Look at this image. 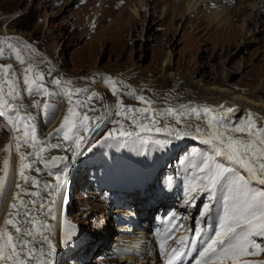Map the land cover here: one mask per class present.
<instances>
[{
  "label": "rangeland",
  "instance_id": "rangeland-1",
  "mask_svg": "<svg viewBox=\"0 0 264 264\" xmlns=\"http://www.w3.org/2000/svg\"><path fill=\"white\" fill-rule=\"evenodd\" d=\"M136 2L0 0V61L16 66L13 74L18 77L19 92L32 103L41 127L38 131V125H34V141L31 128L30 136L25 138L23 125L27 121L20 117L19 122L14 117L9 122L8 116L14 113L7 112L0 93V112L4 113L0 116V182L4 185L0 194V228L4 231L9 225L5 223L6 218L14 221V213L8 212L11 216H6L7 205L17 177L15 167L23 157L24 163L27 160L30 165L24 168V177H30L27 180L22 178L28 187L31 186L26 191L40 192L38 196L29 195L31 199L26 196L28 201H35L29 205L36 209L46 194L45 206L47 210L52 209L47 219L52 221V228L47 232L50 244H42L43 239L37 242H40L39 247L47 248L46 256L47 250L54 248L56 251V257L49 261L51 264H110L130 257L128 254L137 256L134 252L105 254V249H118L111 244L120 243L113 240L118 233L113 232L114 226H126L128 229L121 233L140 238L126 241L135 243L131 248L142 242L144 246L147 235L155 234L147 228L153 229L151 223L157 215H160V226L157 225L156 234L177 225L176 231L182 232L184 241L189 244L188 247L180 244L176 231L167 235L168 239H176L180 244L178 252L190 253L193 248L199 253L197 262L213 263L199 257L209 238L220 230L228 188L226 184L217 186L214 199L210 198L212 192L201 190L198 194L199 184L206 181H194L193 177L204 175L200 171L202 162L210 154L214 156L212 145L204 140L212 135L216 121H219L221 130L247 126L249 121L255 129L264 125V109L252 104L239 107L237 118L230 122L212 118L202 112L200 106L197 109L191 108L192 105L182 107L195 102L207 104L215 101L217 98L206 92L207 87L213 86L228 88L236 95L264 103V0H220L215 9L211 7L213 0H205L190 13L181 0H144L135 17L130 9ZM220 11L224 12L214 18ZM3 27L9 34L2 33ZM29 68L31 70L26 71ZM25 76L29 77L33 90L42 85L40 94H29ZM64 77L84 79L93 86L90 91L95 93L96 104L92 114L83 112L82 115L76 105L78 99L72 100L68 95L70 87L63 81ZM55 80L60 83H54ZM130 86H135L163 107L157 124L151 123V116L141 111L146 103ZM44 89L48 90L47 96L43 95ZM37 101L39 108L36 107ZM67 102L76 106L70 107L71 114L67 108L65 116L51 130L49 127L65 110ZM45 103L49 105L48 109H44ZM85 114L89 119L96 118L92 119L94 126L83 119ZM66 116L67 125L64 124ZM84 124L87 131L82 127ZM97 124L100 125L98 128L95 127ZM62 128L63 131H58ZM68 128L72 129L69 135L73 139L92 137L91 140H80V150L89 144L95 146L82 155L74 153L73 141L64 139V131ZM109 132L113 138L104 140ZM121 132L131 133L132 137H120ZM228 134L237 139L249 138L247 132ZM138 137H143L145 142ZM255 138H261L259 132ZM25 140H30L29 145L24 143ZM59 142L68 146H61ZM23 146H27L25 150ZM57 150L72 157L66 171L62 168L54 172L49 167L48 157ZM214 159L226 166L229 164L226 160ZM5 160L9 161L7 172ZM258 163H264V159L254 166ZM236 168L238 174L248 180L250 188L264 191V185L258 179H250L247 171L239 165ZM58 176L62 188L52 194ZM190 182L197 184L191 200L186 195ZM173 187L176 196L171 199L175 204L158 203L149 211L153 200L169 197ZM50 201L54 203L49 204ZM205 205L211 208V212L202 216ZM118 208L130 213L111 212V209ZM17 209L18 212L21 209L22 222L20 219L19 223L24 225L21 232L24 233L25 227L33 229L31 225L36 223L33 213L31 217L35 223H25V210L19 206ZM256 226L258 228L259 223ZM111 227L113 233L109 234ZM194 233L201 234L196 236ZM250 239L252 244L247 245V252L251 254L224 259L222 264H264V261H255L264 258V237L253 233ZM126 242L123 246L128 245ZM137 262L127 260L124 263Z\"/></svg>",
  "mask_w": 264,
  "mask_h": 264
},
{
  "label": "snow or ice",
  "instance_id": "snow-or-ice-1",
  "mask_svg": "<svg viewBox=\"0 0 264 264\" xmlns=\"http://www.w3.org/2000/svg\"><path fill=\"white\" fill-rule=\"evenodd\" d=\"M17 56L19 58V53L17 52ZM21 63L23 60L21 59ZM3 65H0V68H3ZM8 69L12 68V65H7ZM31 68L26 71H30ZM4 75L7 76V72H4ZM13 79H15V74H13ZM41 79L43 77L41 76ZM10 85L9 96L13 99L17 97L13 95L14 86L12 85V81H7ZM24 82L29 84L28 92L30 95H38L40 94V88L42 85H37L36 89L33 90L31 87V83L29 81V77H24ZM54 83L59 84V80H55ZM79 91V90H78ZM43 95H48V90L44 89ZM71 96V93H68ZM95 95V93H93ZM90 99V98H89ZM139 99L141 101L144 100L143 96H140ZM4 104H7V101H4ZM36 107H40L39 101L36 102ZM44 109H48L49 105L45 103L43 105ZM141 111L146 112L150 117L151 113L148 112L147 109H142ZM232 111V109H229ZM14 115H9L8 120L12 122L14 117L17 121L20 118V109L19 106L16 109H13ZM72 109H69V114H71ZM4 115L3 112H0V116ZM51 116L48 117L50 119ZM223 117H221L222 119ZM23 120H31V115H26L22 118ZM85 121L89 119V117L85 114L83 117ZM92 119H96L93 117ZM69 123L68 117H65L64 124L67 125ZM97 124L95 127H99ZM24 136L29 137L30 132L29 128H31V139L35 140V126L24 124ZM85 131H87V126H82ZM71 128H68L67 131H64V139L72 140L75 148L72 149L74 153L83 154L84 151L89 150L91 147L95 145L89 144L84 150H80V140L87 139L91 140L92 137H79L73 139L72 136L69 135L71 132ZM58 131H63L59 129ZM79 131V129H78ZM157 132L160 131L159 128L156 129ZM197 132L200 131L199 128L196 129ZM231 133H239V132H247L248 139H237L234 136L228 134ZM257 132L260 134V139H256ZM120 137L131 138L132 134L127 132H121ZM109 138H113L112 133L109 132L107 136H105L104 140ZM141 142H145L143 137H138ZM103 142V141H101ZM24 143H29L28 140H25ZM159 143V141H157ZM204 143H209L212 145V150L214 156L210 154L203 162L200 171L205 173L202 176L193 177L194 181H206L205 183L199 184V187L202 191L212 192V199L215 198L214 193L217 186L221 184H226L228 188V196L226 197V203L224 206V216L221 218L220 222V230L215 232L213 237L209 238V242L206 243V247L201 250V257H205L208 261L217 262V264H222L224 259L232 258L236 259L240 254H251L247 252V245L252 244V240L250 237L255 236L264 237V191L254 190L249 187L248 180L238 174L236 165H239L240 168H244L250 179H258L259 183L264 185V163L257 162L260 159H264V125H261L259 129H255L252 125V122L249 121L247 126H234L232 129H228L226 127L221 130L219 125V121H216V127L212 132V135L209 139L204 140ZM260 145L259 148L256 145ZM35 148V144L31 145ZM60 145H53V147H59ZM35 154V153H33ZM214 157H222L224 160L228 161L229 164L226 166L224 163L219 162L214 159ZM63 157H53V160H63ZM5 171L7 172L9 161H4ZM55 167V165H53ZM30 167L24 163V159H21V177L25 180L28 178L24 177V168ZM68 165H64V170H67ZM205 170H207L205 172ZM39 171V169H37ZM57 183L55 187L51 189L52 194H57L59 190L62 188V184L59 182V176L57 177ZM18 189L20 185H17ZM47 187V186H46ZM4 191V185L0 182V194ZM197 191V184L192 182L189 183L186 195L189 200L192 199V193ZM26 195H39V193H26ZM35 201H21L22 206L25 209V223H35V221L31 217V212L28 208V204H34ZM43 203V202H42ZM54 203L50 201L49 204ZM13 208L16 207L15 204L12 205ZM52 209L48 208V214L51 215ZM211 212V208L208 205H205L202 216ZM259 217V220H257ZM174 219V217L172 218ZM7 224H12L16 232H21V228L17 226L12 220H6ZM257 223H259V227L257 228ZM243 225V227H242ZM41 229L47 227V225L41 224ZM24 233L27 236H32L33 240H27L24 236L14 237L11 233H5L0 231V240L3 242L0 243V260L12 261V264H27L29 260L35 262V264H41V261L37 256L34 255V239L37 236L43 235L42 232H37L35 229L24 228ZM201 233H194V235L199 236ZM6 236V239H5ZM185 238H181L180 244L184 243ZM49 243L47 235H43V240L41 243ZM219 246L218 248L216 246ZM27 246V250H24ZM257 248L259 245H255ZM20 249L19 251L17 249ZM7 250V255L5 254ZM41 255H43V249H37ZM180 253L178 250L173 249L172 255L169 258V264H174L180 258ZM42 264H50L49 261L44 260ZM197 264H200L198 261Z\"/></svg>",
  "mask_w": 264,
  "mask_h": 264
},
{
  "label": "bare ground",
  "instance_id": "bare-ground-1",
  "mask_svg": "<svg viewBox=\"0 0 264 264\" xmlns=\"http://www.w3.org/2000/svg\"><path fill=\"white\" fill-rule=\"evenodd\" d=\"M181 2H183V3H185L186 4V7H187V10H188V12L190 13V12H192L193 10H194V8L196 7V6H198V4H203V2H205V0H181ZM220 0H213V2H212V6L211 7H214V9H215V6H217V5H219L220 3ZM137 4V5H136ZM136 4L134 5V6H132V8L130 9V11H131V13H133L134 14V16L136 17L137 15H138V13H139V8H138V6H142V5H144V0H137V2H136ZM211 9V8H210ZM211 10H213V8L211 9ZM219 12V11H218ZM215 13V14H217L214 18H219L218 17V14H219V16H220V14L222 13V12H224V11H220V13ZM224 14V13H223ZM222 14V15H223ZM214 15V14H213ZM93 20V19H92ZM220 20V19H219ZM221 21V20H220ZM3 34H9L8 33V31H7V29L6 28H4L3 27V32H2ZM13 65V63H10V62H1L0 61V65H3L4 67L3 68H0V93L2 94V100H3V104H4V101L6 100L7 101V104H4L5 105V109L7 110V112L9 113V112H12V113H14L13 112V109H16L18 106H19V109H20V117H24V116H26V115H31L32 116V119L31 120H27V124H30V125H38L37 126V130L39 131L40 129H41V127H40V125H39V122H37L38 120H37V116H36V112H35V109L33 108V106H32V103H30V101H28V100H26L25 98H24V96H22V94H20V87H19V82H18V77H15V79H13V72L15 71V67L16 66H14V67H12L11 69H8L7 68V65ZM7 72V76H5L4 75V72ZM62 77V76H61ZM57 78H58V76H57ZM63 79V81L66 83V84H68V86L70 87L69 88V91H70V89L74 86V85H77V86H79L80 87V97H79V99L77 100V102H76V105L78 106V108H79V111L82 113V115H83V112L84 113H89V114H92V109H94L95 108V104H96V102H95V97H94V95L92 94V92L90 91V89L92 90L93 89V86L92 85H90L87 81H85L84 79H80V78H73V77H64V78H62ZM8 80H11L12 81V85L14 86V91H13V95L14 96H16L17 98L16 99H13L11 96H9V91H10V85H9V83L7 82ZM129 84V83H128ZM131 85V84H130ZM198 86H203L202 84H199L198 83ZM263 86V85H262ZM131 88H132V91L134 92V93H136V94H138L139 96H143L144 97V102L146 103V107H145V109H147L148 110V112H150L151 113V123H153V124H157L158 122H159V119H161V117H162V106H160V103L159 102H157V101H155L152 97H150L149 95H147V94H145V93H143V92H141V91H139L135 86L133 87V86H130ZM206 88V87H205ZM204 88V89H205ZM19 92V93H18ZM65 93V98H66V92H67V90H65L64 91ZM87 92H89L88 94H86ZM206 92H207V95L208 96H212V97H214V98H217L215 101H212L211 103H207V104H197L196 102L195 103H191V104H188V105H184V106H182V107H186V108H189L191 105H192V107L191 108H195V109H197V107L198 106H200L201 108H200V110L202 111V112H204V113H208L210 116H212V118H217V119H220V121L222 120V121H224V122H230V121H232L233 119H235V118H237V116H238V111H237V109H239V107L241 108V107H243V106H245L246 104H252L253 105V107L254 106H256V107H260V108H262V109H264V103H260V102H255V101H252V100H249V99H247V98H245V97H243V95L242 96H240V95H236L232 90H230V89H224V88H220V87H215V86H213V87H207L206 88ZM90 98V99H89ZM75 104H71L70 105V103L69 102H67V105H66V107H65V110L62 112V114H60L58 117H57V121L56 122H54L49 128H51V130L52 129H54V127H56L57 125H58V123L62 120V117L63 116H65L64 115V112H67V110L70 108V107H72V106H76ZM10 106V107H9ZM252 107V108H253ZM68 108V109H67ZM229 109H232V111H229ZM78 111V110H77ZM252 114V113H251ZM258 115V114H257ZM221 117H223L222 119H221ZM253 118H254V116H253ZM64 119V118H63ZM258 119V118H257ZM256 119V120H257ZM251 120V119H250ZM29 121V122H28ZM93 121L94 120H92V118H90V119H88L86 122H88L87 124H90V126H94V124L95 123H93ZM247 121V120H246ZM262 121H264V118H263V120ZM20 122V121H19ZM82 123V122H81ZM85 125V124H84ZM244 126V125H243ZM48 128V129H49ZM56 129V128H55ZM50 130V131H51ZM18 131V130H17ZM48 131V130H47ZM24 133V132H23ZM45 133H47V132H45ZM50 133V132H49ZM47 134H45V136H46ZM18 137V136H17ZM43 137V136H42ZM42 137L40 138V140L43 142L44 141V139L42 140ZM16 138V137H15ZM25 138H27V137H25ZM28 139H30V138H28ZM30 141V140H29ZM22 142V141H21ZM59 143H61V146H65V147H67L68 145H66L65 143H62V142H59ZM19 145L21 144V143H18ZM25 144H28V143H25ZM23 145V144H22ZM29 145V144H28ZM24 147V150H25V148L27 147H25V146H23ZM22 149V148H21ZM31 149V148H30ZM23 150V149H22ZM20 151V150H19ZM22 152V151H21ZM31 152V151H30ZM56 152H65V151H56ZM55 152V153H56ZM22 154V153H21ZM20 154V155H21ZM23 154H25L24 153V151H23ZM36 154V153H35ZM29 155V154H28ZM28 155H27V157H28ZM39 155V154H38ZM22 156V155H21ZM24 156V155H23ZM26 156V155H25ZM24 156V157H25ZM34 156V155H33ZM70 156V155H69ZM38 158H39V156H37ZM26 158V157H25ZM43 158H45V157H43ZM71 156H70V158L67 160V159H65L64 160V163H63V165H62V168L64 169V165L65 164H67V165H69L70 163H71ZM217 158H219V159H222V160H224L222 157H217ZM21 158H19V160H20ZM26 160V159H25ZM35 160V159H34ZM37 160V159H36ZM21 161V160H20ZM20 161H18V163H17V166L15 167V170L17 171V177H16V180H15V186H14V190H13V192H12V194H11V196H10V198H9V202H8V205H7V217H10L11 215V212H12V214H13V216L12 217H14V223L17 225V226H19L20 225V221L22 222V217L21 216H19V212H21V209H20V211L18 212L17 210V206H19L20 208H22V210H25L24 209V207L22 206V204H21V201H24V200H22L21 199V196L22 195H25L26 193H27V191H26V189L29 191L30 190V187H28L27 185H26V181L25 182H23L22 181V177L20 176ZM29 161H30V159H29ZM27 162V160L25 161V163ZM30 163H32V162H30ZM27 164V163H26ZM33 164H34V162H33ZM40 165V164H39ZM42 165V164H41ZM48 166V165H47ZM36 167V166H35ZM49 167H50V169H52L51 168V165L49 164ZM49 167L47 168L46 167V169H48L49 170ZM27 168V167H26ZM239 170V169H238ZM29 171V170H28ZM42 171V170H41ZM51 171V170H50ZM240 171V170H239ZM34 172V171H33ZM39 172V171H38ZM28 173V172H27ZM43 173V172H42ZM46 174V173H45ZM47 174H49V173H47ZM242 174H244L243 172H242ZM245 175V174H244ZM26 176V175H25ZM28 176V175H27ZM26 176V177H27ZM246 176V175H245ZM30 177V176H29ZM28 177V178H29ZM247 177V176H246ZM32 178V177H31ZM248 178V177H247ZM52 180V179H51ZM29 181V180H28ZM249 181H251L250 179H249ZM35 182V181H34ZM38 182V181H37ZM36 182V183H37ZM45 182V181H44ZM49 182V181H48ZM252 182V181H251ZM20 185V188L18 189V187H17V185ZM40 184V183H39ZM260 185V184H259ZM52 186V185H51ZM135 188H136V186H134ZM175 187V186H174ZM171 188V191L169 192V197H164V198H161V199H158V200H153V204H151L150 206H149V211L151 210V209H153V208H156V206H157V204L158 203H163V204H165V203H167V202H172L173 204H175V201H173V199H171V197L172 196H176V194H175V188ZM37 188V187H36ZM49 190V189H48ZM35 191H37V190H35ZM47 191V190H46ZM201 189L199 190V192H198V194H200L201 192ZM40 193V192H39ZM203 193V192H202ZM43 194V193H42ZM48 195V194H47ZM26 196H28V198L29 199H31L32 197L31 196H29V195H26ZM43 197V196H42ZM35 198V197H34ZM39 199V198H38ZM21 200V201H20ZM46 200H47V196H46V194H45V196L43 197V198H41V201L38 203V207L36 208V209H34L33 207H32V205H29L28 204V208H29V210H30V212L31 213H33V215H32V217L33 218H36L35 220H36V223H35V225L33 224V225H31V227L33 228V229H35L37 232H42L43 233V235H47V232L49 231V229H51L52 228V226H51V223H52V221L51 222H49L47 219L49 218V214H48V210H47V207L45 206V204H47V202H46ZM30 201V200H29ZM38 201V200H37ZM43 202V203H42ZM13 204H15L16 205V207L15 208H13L12 207V205ZM147 207H145L144 209L145 210H147L146 209ZM149 211H147V213L149 212ZM8 212L10 213L9 215L10 216H8ZM111 212H123V213H130V211L129 210H125V209H111ZM147 213H144L145 215L147 214ZM142 214H143V212H142ZM24 215V214H23ZM112 216V215H111ZM32 218V219H33ZM51 218V217H50ZM146 218V217H145ZM21 219V220H20ZM6 220H7V218L5 219V222H6ZM20 220V221H19ZM4 223V222H3ZM53 223H55V222H53ZM140 223V222H139ZM24 224V223H23ZM41 224H44V225H47V227H45V228H43V229H41ZM23 226L24 225H20L19 227L20 228H23ZM139 226H142V224H139ZM176 226L177 225H175L174 227H171L170 229H169V231H171L172 229H174V228H176ZM30 227V226H29ZM110 228V227H109ZM126 229H128V227H126V226H119V225H117V226H114V231L113 232H115V230L118 232L115 236H113V240L115 239V240H118V242H120V243H117V244H111V246H113V247H117L118 249L117 250H111V249H109V250H104V252H105V254H121V253H123V252H125V251H129V252H134V253H136L137 255H141V257H143L142 259L143 260H141L140 262H137V259H141V257H137V256H131V255H128V256H130V257H127L126 259H120V260H118V261H116L115 263H110V264H125L124 262L125 261H131V262H137L136 264H161L158 260L161 258V255L158 253L159 251H158V247H159V245H154V244H148L147 245V247L146 246H143L142 244H143V242L142 243H136V245H134L135 247H133V248H131V246L133 245V244H135V243H133V241H130V243L129 242H126L127 240L129 241V240H133V239H136V240H140V238H133V237H128V236H126L125 234H123V233H121V232H123V230H126ZM22 230V229H21ZM0 231H3L1 228H0ZM4 231L6 232V233H11L12 234V236L14 237V239L16 238V237H20V236H23L24 235V233L23 232H21V235H19L18 236V234H19V232H16L15 231V229H14V227H13V225L12 224H9V225H7L6 227H5V229H4ZM3 231V232H4ZM52 231V230H51ZM136 230H134V232H135ZM112 232V227H111V230H110V232H109V234H112L113 233ZM139 231H136V233L137 234H141L142 235V233H138ZM23 233V234H22ZM50 233V232H49ZM51 234V233H50ZM43 235H40V236H37L35 239H34V245H35V248H34V255L35 256H37L38 258H39V260L41 261V264H42V261H44V260H47V261H51V259L53 260L55 257H56V251L54 250V248H52L51 249V251L50 250H47V256H46V254H43V255H41V253L37 250V249H39V248H41V247H39L38 245H39V243H37L38 242V240H41V239H43ZM91 235H93V234H91ZM24 237H26V239L27 238H29V239H27V240H33V237L32 236H28L27 237V235L26 236H24ZM184 237V234L182 233V232H177V234H176V239H178V240H181V238H183ZM48 238H49V236H48ZM111 239H112V237H111ZM176 239H173V243L172 244H169L168 246L170 247V249H175L176 247H177V245L175 246L174 245V243H175V241H176ZM49 240V239H48ZM149 242H152V240H148ZM197 241V240H196ZM124 242H126V243H128V245H126V246H123V243ZM38 244V245H37ZM43 244H47V243H43ZM104 243H102V245H103ZM105 246V245H104ZM43 249V253H45L46 252V249H44V248H42ZM20 249L18 248V251H19ZM24 250H27V246L25 247V249ZM7 251V250H6ZM6 255H7V252L5 253ZM186 257L184 258V260H182L181 261V264H184L185 263V261H186ZM226 261H228V260H226ZM226 261H224V262H226ZM256 262L257 261H264V258L262 257V258H259V259H257V260H255ZM52 262V261H51ZM51 262H50V264H51ZM109 263V262H108ZM178 263V260L177 261H175L174 262V264H177ZM217 262H211L210 264H216ZM3 264H12V261H5V260H3ZM27 264H35V262L34 261H32V260H29L28 262H27ZM129 264H131V263H129Z\"/></svg>",
  "mask_w": 264,
  "mask_h": 264
},
{
  "label": "water",
  "instance_id": "water-1",
  "mask_svg": "<svg viewBox=\"0 0 264 264\" xmlns=\"http://www.w3.org/2000/svg\"><path fill=\"white\" fill-rule=\"evenodd\" d=\"M69 93H71L70 98H72L74 100L79 99V97H80V87L77 86V85H74L70 89ZM68 148H70V146ZM53 157H63L64 159L63 160H55L54 161ZM69 158H70V156H69V154L67 152H62V153L61 152H59V153L57 152V153H54V154L51 155V157L49 159V164L51 165V167L53 169L57 170V169H60L62 167V164L64 163V160L65 159L68 160ZM53 165H55V167ZM21 199L24 200L25 202L28 201V198L26 197V195H22Z\"/></svg>",
  "mask_w": 264,
  "mask_h": 264
}]
</instances>
